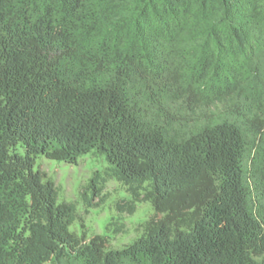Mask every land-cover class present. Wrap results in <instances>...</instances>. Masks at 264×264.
I'll use <instances>...</instances> for the list:
<instances>
[{"label": "trees", "instance_id": "1", "mask_svg": "<svg viewBox=\"0 0 264 264\" xmlns=\"http://www.w3.org/2000/svg\"><path fill=\"white\" fill-rule=\"evenodd\" d=\"M89 153L122 249L36 167ZM0 264H264V0H0Z\"/></svg>", "mask_w": 264, "mask_h": 264}, {"label": "rangeland", "instance_id": "2", "mask_svg": "<svg viewBox=\"0 0 264 264\" xmlns=\"http://www.w3.org/2000/svg\"><path fill=\"white\" fill-rule=\"evenodd\" d=\"M36 167L55 182L59 202L76 206L77 219L71 231L79 237L84 234L86 242L95 236H101L107 238L109 249H122L138 240L146 222L156 216L151 204L147 202L139 203L132 215L117 210V204L131 200V196L122 184L108 177L105 171L109 164L105 155L97 157L89 153L77 165L40 158ZM96 172L102 174L100 185L103 191L100 197L93 198L87 204L85 195H91L87 186ZM114 223L119 228L123 227L120 232H116Z\"/></svg>", "mask_w": 264, "mask_h": 264}]
</instances>
